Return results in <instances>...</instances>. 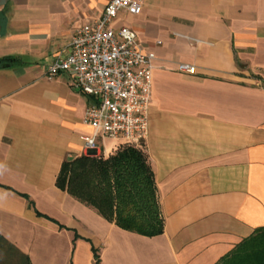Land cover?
<instances>
[{
  "label": "crops",
  "instance_id": "0c3cea01",
  "mask_svg": "<svg viewBox=\"0 0 264 264\" xmlns=\"http://www.w3.org/2000/svg\"><path fill=\"white\" fill-rule=\"evenodd\" d=\"M110 1L0 0V59L15 60L0 65V264H95L94 251L99 264H220L264 228V0H146L118 15L155 55L142 149L160 236L57 188L62 165L89 154V99L45 72ZM120 148L104 140L95 156Z\"/></svg>",
  "mask_w": 264,
  "mask_h": 264
},
{
  "label": "built area",
  "instance_id": "2783aa9c",
  "mask_svg": "<svg viewBox=\"0 0 264 264\" xmlns=\"http://www.w3.org/2000/svg\"><path fill=\"white\" fill-rule=\"evenodd\" d=\"M145 1L111 0L96 21L75 31L66 53L46 69L47 81L66 73L73 89L89 99L83 123L91 132L81 137L87 152L97 153L104 140L143 148L147 138L155 55L142 49L132 30L115 26L122 12L141 14ZM179 71L194 73L188 65Z\"/></svg>",
  "mask_w": 264,
  "mask_h": 264
},
{
  "label": "trees",
  "instance_id": "16d2710c",
  "mask_svg": "<svg viewBox=\"0 0 264 264\" xmlns=\"http://www.w3.org/2000/svg\"><path fill=\"white\" fill-rule=\"evenodd\" d=\"M13 62L0 59V65ZM56 186L121 230L148 238L163 233L155 181L142 148L121 147L107 159L88 155L65 162ZM93 256L99 264L95 251ZM21 264H29L27 258ZM220 264H264V228Z\"/></svg>",
  "mask_w": 264,
  "mask_h": 264
},
{
  "label": "water",
  "instance_id": "95a60500",
  "mask_svg": "<svg viewBox=\"0 0 264 264\" xmlns=\"http://www.w3.org/2000/svg\"><path fill=\"white\" fill-rule=\"evenodd\" d=\"M89 156H95V152H89Z\"/></svg>",
  "mask_w": 264,
  "mask_h": 264
},
{
  "label": "rangeland",
  "instance_id": "374dc122",
  "mask_svg": "<svg viewBox=\"0 0 264 264\" xmlns=\"http://www.w3.org/2000/svg\"><path fill=\"white\" fill-rule=\"evenodd\" d=\"M122 147H124V146H122ZM126 147V146H125ZM97 156V155H96ZM97 157H101V156H97Z\"/></svg>",
  "mask_w": 264,
  "mask_h": 264
}]
</instances>
